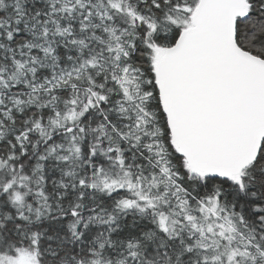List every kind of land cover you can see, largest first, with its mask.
<instances>
[{"label":"snow or ice","instance_id":"obj_1","mask_svg":"<svg viewBox=\"0 0 264 264\" xmlns=\"http://www.w3.org/2000/svg\"><path fill=\"white\" fill-rule=\"evenodd\" d=\"M0 264H264V0H0Z\"/></svg>","mask_w":264,"mask_h":264}]
</instances>
